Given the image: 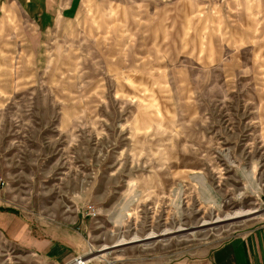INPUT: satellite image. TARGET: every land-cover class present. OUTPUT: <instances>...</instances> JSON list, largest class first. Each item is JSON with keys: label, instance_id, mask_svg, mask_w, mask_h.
<instances>
[{"label": "rangeland", "instance_id": "rangeland-1", "mask_svg": "<svg viewBox=\"0 0 264 264\" xmlns=\"http://www.w3.org/2000/svg\"><path fill=\"white\" fill-rule=\"evenodd\" d=\"M64 5L0 14V264H56L16 229L167 264L264 224V0Z\"/></svg>", "mask_w": 264, "mask_h": 264}, {"label": "crops", "instance_id": "crops-1", "mask_svg": "<svg viewBox=\"0 0 264 264\" xmlns=\"http://www.w3.org/2000/svg\"><path fill=\"white\" fill-rule=\"evenodd\" d=\"M65 1L0 0V14L5 13L6 15L20 7L27 18L35 23L40 31L45 32L50 30L59 18L71 19L75 16L69 10L68 5L63 6ZM1 220L0 218V226H2ZM19 230H13L9 236L10 239L12 238L13 241L34 254L56 264H88L94 259L87 257L84 259L85 263L80 257L74 260L79 248L74 241L33 235L28 228L16 235ZM167 264H264V224L234 237L207 255Z\"/></svg>", "mask_w": 264, "mask_h": 264}, {"label": "built area", "instance_id": "built-area-1", "mask_svg": "<svg viewBox=\"0 0 264 264\" xmlns=\"http://www.w3.org/2000/svg\"><path fill=\"white\" fill-rule=\"evenodd\" d=\"M78 257H79V256H78ZM76 259H77V257H76L74 260H76ZM74 260H73V261H74Z\"/></svg>", "mask_w": 264, "mask_h": 264}, {"label": "bare ground", "instance_id": "bare-ground-1", "mask_svg": "<svg viewBox=\"0 0 264 264\" xmlns=\"http://www.w3.org/2000/svg\"><path fill=\"white\" fill-rule=\"evenodd\" d=\"M79 257H80V256H79ZM79 257H77V259H78ZM77 259H76V260H77Z\"/></svg>", "mask_w": 264, "mask_h": 264}]
</instances>
